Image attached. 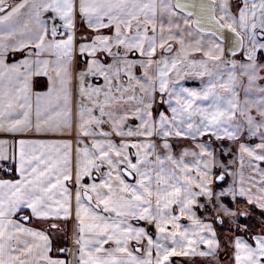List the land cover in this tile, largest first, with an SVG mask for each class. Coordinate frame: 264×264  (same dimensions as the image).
I'll list each match as a JSON object with an SVG mask.
<instances>
[{"label":"snow or ice","instance_id":"1","mask_svg":"<svg viewBox=\"0 0 264 264\" xmlns=\"http://www.w3.org/2000/svg\"><path fill=\"white\" fill-rule=\"evenodd\" d=\"M0 172V264H264V0H0Z\"/></svg>","mask_w":264,"mask_h":264},{"label":"crops","instance_id":"2","mask_svg":"<svg viewBox=\"0 0 264 264\" xmlns=\"http://www.w3.org/2000/svg\"><path fill=\"white\" fill-rule=\"evenodd\" d=\"M85 31V29L83 28V26H80V33H83ZM16 59H20V56H17ZM11 62V61H10ZM38 87L36 88L37 91L40 90H44V88H46V78H41L40 80L37 81ZM36 138H41V139H61V138H66V139H70V137H59V136H40V137H36ZM182 145H189L191 144L190 141H180L179 142ZM177 151H179V148L176 149ZM0 178H9L5 173L0 172ZM201 203H204V201H201ZM201 215V217L205 216V215H214L211 212L205 213V212H200L199 213ZM184 223H187V221H182ZM35 223V222H34ZM37 227H43V225L40 224H36ZM214 226L216 227V230L218 232V235L222 239H225V237H227L228 235H230V233H228L227 229L230 227V223L225 220L223 227L214 224ZM63 222H61V228H63ZM254 231H259L258 228H255ZM53 239L56 241L55 245H54V250L55 248H59V247H70L71 245V223H69L68 225V234L67 236H65L63 233H53ZM66 243V244H65ZM223 249V248H222ZM222 249L220 250V252L222 251ZM220 252L218 253V257L217 258H213V257H194L192 258L191 261L186 262V264H217V261L219 262V264H225L224 262H226L227 264H231L230 261V253H225V259L222 260L219 256ZM224 261V262H223Z\"/></svg>","mask_w":264,"mask_h":264},{"label":"rangeland","instance_id":"3","mask_svg":"<svg viewBox=\"0 0 264 264\" xmlns=\"http://www.w3.org/2000/svg\"><path fill=\"white\" fill-rule=\"evenodd\" d=\"M184 83H185V86H188V87H199L200 86V81L199 80H187ZM223 143L225 144L226 147L230 146L228 141H224ZM253 215L255 216V221L257 223H254V221H252V223H249V221L248 222L246 221V222L249 223V224H259V221L262 218L257 213H254ZM210 264H213V263H210Z\"/></svg>","mask_w":264,"mask_h":264},{"label":"flooded vegetation","instance_id":"4","mask_svg":"<svg viewBox=\"0 0 264 264\" xmlns=\"http://www.w3.org/2000/svg\"><path fill=\"white\" fill-rule=\"evenodd\" d=\"M256 213V212H255ZM254 214V213H253ZM258 214V213H257ZM243 219V218H242ZM248 222V221H247ZM249 223H252V220H249ZM254 223H257L256 221H254ZM230 227H231V225H230ZM224 241V239H222V242ZM66 244V243H65ZM70 247H71V245H70ZM225 250L224 249H222V251L220 252V254H219V256H220V258L222 259V260H224L225 259ZM224 262V261H223ZM227 262V261H226ZM226 262H224L225 264H227Z\"/></svg>","mask_w":264,"mask_h":264},{"label":"trees","instance_id":"5","mask_svg":"<svg viewBox=\"0 0 264 264\" xmlns=\"http://www.w3.org/2000/svg\"><path fill=\"white\" fill-rule=\"evenodd\" d=\"M256 213H258V214H259V211L257 210V211H256Z\"/></svg>","mask_w":264,"mask_h":264}]
</instances>
